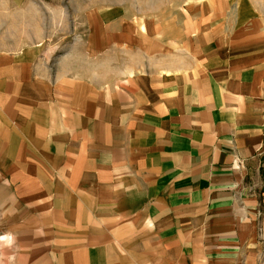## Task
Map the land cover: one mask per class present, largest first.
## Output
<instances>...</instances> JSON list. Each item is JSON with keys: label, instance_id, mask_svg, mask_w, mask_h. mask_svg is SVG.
<instances>
[{"label": "crops", "instance_id": "0c3cea01", "mask_svg": "<svg viewBox=\"0 0 264 264\" xmlns=\"http://www.w3.org/2000/svg\"><path fill=\"white\" fill-rule=\"evenodd\" d=\"M216 13L0 49V264H264V45Z\"/></svg>", "mask_w": 264, "mask_h": 264}, {"label": "rangeland", "instance_id": "374dc122", "mask_svg": "<svg viewBox=\"0 0 264 264\" xmlns=\"http://www.w3.org/2000/svg\"><path fill=\"white\" fill-rule=\"evenodd\" d=\"M188 8L199 16L204 11L213 16L217 10L228 12L220 18L224 25L232 31L251 27L264 45V0H0V49L15 41L57 55L76 35L85 40L97 21L154 25L165 17L182 16Z\"/></svg>", "mask_w": 264, "mask_h": 264}]
</instances>
